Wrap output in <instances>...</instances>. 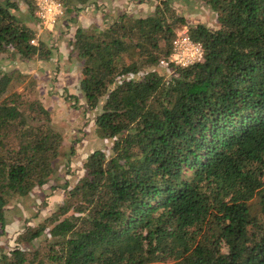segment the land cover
<instances>
[{
  "label": "trees",
  "instance_id": "trees-1",
  "mask_svg": "<svg viewBox=\"0 0 264 264\" xmlns=\"http://www.w3.org/2000/svg\"><path fill=\"white\" fill-rule=\"evenodd\" d=\"M58 1L78 15L95 0ZM200 1L216 27L162 0L151 14L77 28L80 90L110 147L88 156L63 204L26 225L0 264H264V0ZM35 21L36 0H0V56L49 61ZM181 27L204 62L162 69ZM23 83L0 70L2 227L10 205L52 181L64 145Z\"/></svg>",
  "mask_w": 264,
  "mask_h": 264
},
{
  "label": "rangeland",
  "instance_id": "rangeland-1",
  "mask_svg": "<svg viewBox=\"0 0 264 264\" xmlns=\"http://www.w3.org/2000/svg\"><path fill=\"white\" fill-rule=\"evenodd\" d=\"M161 1L125 0L122 8L111 9L109 15L113 17L110 20L102 15L105 13L102 7H97L96 10L93 7L89 11L85 9L78 15L65 13L52 31L44 29L36 21L32 22L31 27L38 30L41 39L47 41L51 38L48 43L52 58L46 62L38 59L14 60L0 56V70L22 76L24 83L19 85L18 91H23L27 85L36 88L38 96L52 113L54 126L64 136L62 154L56 163V174L52 181L44 188L36 190L31 197L19 199L9 206L6 212L7 223L4 227L0 224V254L1 250L8 251L15 246V237L26 225L35 227L58 210L64 201V187L72 188L83 176L84 164L93 151L107 150L110 147L109 141L101 140L96 135L95 120L98 112L87 109L80 90L82 61L72 43L75 31L78 27H107L119 11L120 15L127 13L134 17L151 14ZM196 2L199 0H173L178 13L187 17L188 22L216 27V14L201 4V1ZM183 29L186 27H181L178 32ZM33 45H38V40ZM71 96H76L78 102Z\"/></svg>",
  "mask_w": 264,
  "mask_h": 264
},
{
  "label": "built area",
  "instance_id": "built-area-1",
  "mask_svg": "<svg viewBox=\"0 0 264 264\" xmlns=\"http://www.w3.org/2000/svg\"><path fill=\"white\" fill-rule=\"evenodd\" d=\"M65 13L63 3L58 0H36V16L44 29L54 30ZM204 59L205 51L202 44L194 41L189 29L186 28L177 34L170 56L160 61V67L167 70L174 67L186 68L202 63Z\"/></svg>",
  "mask_w": 264,
  "mask_h": 264
},
{
  "label": "crops",
  "instance_id": "crops-1",
  "mask_svg": "<svg viewBox=\"0 0 264 264\" xmlns=\"http://www.w3.org/2000/svg\"><path fill=\"white\" fill-rule=\"evenodd\" d=\"M125 0H95L93 1L90 6H88L86 8L87 11H89L91 8L94 7V9L96 10L97 7H102V11H104L105 13H102V15L106 18V20H110L112 19V15H109V12H111L112 8H115V10H118V8H122L123 4H124ZM97 3H99V6H97ZM132 5L133 2L131 1ZM101 10V9H100ZM101 11V12H102ZM120 11L115 15V19L120 16Z\"/></svg>",
  "mask_w": 264,
  "mask_h": 264
}]
</instances>
